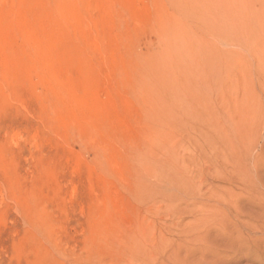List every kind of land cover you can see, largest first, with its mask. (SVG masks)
Wrapping results in <instances>:
<instances>
[{
	"label": "rangeland",
	"instance_id": "obj_1",
	"mask_svg": "<svg viewBox=\"0 0 264 264\" xmlns=\"http://www.w3.org/2000/svg\"><path fill=\"white\" fill-rule=\"evenodd\" d=\"M0 264H264V0H0Z\"/></svg>",
	"mask_w": 264,
	"mask_h": 264
}]
</instances>
